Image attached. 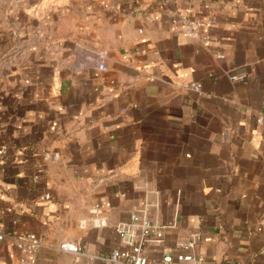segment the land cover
Here are the masks:
<instances>
[{"label": "crops", "instance_id": "0c3cea01", "mask_svg": "<svg viewBox=\"0 0 264 264\" xmlns=\"http://www.w3.org/2000/svg\"><path fill=\"white\" fill-rule=\"evenodd\" d=\"M261 117L264 0H0V225L42 236L37 264L90 263L64 240L123 248L115 225L146 205L175 225L151 261L196 234L203 264H264ZM95 206L109 225L81 226Z\"/></svg>", "mask_w": 264, "mask_h": 264}, {"label": "built area", "instance_id": "2783aa9c", "mask_svg": "<svg viewBox=\"0 0 264 264\" xmlns=\"http://www.w3.org/2000/svg\"><path fill=\"white\" fill-rule=\"evenodd\" d=\"M204 22L195 19L182 18L181 29L189 35L194 41L207 42L209 36L201 33ZM218 57H223V54H218ZM81 60H91L96 63L100 70H106L105 53L96 52L92 54H83ZM80 64H84L83 62ZM234 82H241L247 79L246 75L232 74L230 76ZM186 90L200 91V87L196 83H187L183 86ZM264 117H261L259 122L262 124ZM5 148V146H4ZM46 158H57L59 153L45 154ZM47 198L50 196L47 195ZM92 224L93 227L100 228L109 225V217L106 211L95 206L91 209V216L88 220L81 222V226ZM175 225L164 224L161 221L153 218L149 212V207L142 206L133 210L128 221H122L115 225V231L120 236L123 248L114 249L108 254H91L85 251L77 242L64 240L55 248L71 253L75 256V262H78L82 256H87L90 259L89 264H95V261H102L105 264H158L151 261L146 253V248L152 244H162L165 239V232L168 228ZM0 242H10L18 252L17 264H37L38 254L44 246L43 238L35 232L20 233L13 227L0 225ZM197 235L194 234L189 239L178 240L175 247L178 250L175 254L166 252L162 255L160 264H203L205 257L199 255L195 251ZM264 254V247L262 249ZM235 264V263H230Z\"/></svg>", "mask_w": 264, "mask_h": 264}]
</instances>
